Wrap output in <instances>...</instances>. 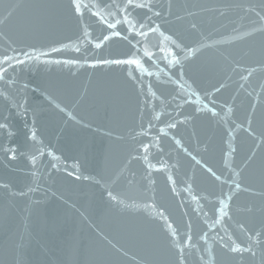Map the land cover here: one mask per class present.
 <instances>
[{
	"label": "water",
	"instance_id": "obj_1",
	"mask_svg": "<svg viewBox=\"0 0 264 264\" xmlns=\"http://www.w3.org/2000/svg\"><path fill=\"white\" fill-rule=\"evenodd\" d=\"M136 2L0 0V264H264V0Z\"/></svg>",
	"mask_w": 264,
	"mask_h": 264
},
{
	"label": "snow or ice",
	"instance_id": "obj_2",
	"mask_svg": "<svg viewBox=\"0 0 264 264\" xmlns=\"http://www.w3.org/2000/svg\"><path fill=\"white\" fill-rule=\"evenodd\" d=\"M72 6L74 8V11L76 14L78 15H83V11L82 9H87L89 12H91V14L95 17H97L100 21H102L103 23H105L107 25V27L109 29H115L117 25H120V24H125V25H128V31L129 33H134L135 36H138V37H141V38H144L146 39L147 36L150 34V33H154V32H157L159 31V27L158 26H150V24L148 23H140L138 26L137 24L129 19V17L131 16V13L128 11L129 9H137V8H142V9H147L149 12H152V5L150 3H137L136 0H126V2L124 3L123 7H121L119 4H106L105 7L111 9L113 7L116 8V10L121 14V17L122 18H117L116 16V12H110L109 15H111L113 17V19L115 20V23H108V21H106L104 19V17L101 15V12L100 11H92L93 8H97L99 7L98 5L96 4H93V5H88V4H83L80 2V0H72ZM153 15L155 16H160V12H153ZM147 20L150 21V17H147L146 18ZM261 19H264V17H262ZM193 27H195V25H193ZM85 35H87V33H85ZM161 36H164V34L161 32L160 33ZM112 36H115V37H121V32L119 31H113L111 33V36L109 35H105L103 37V40L104 41H108L109 39H111ZM124 39H126L127 37H122ZM166 40H170L171 43L174 45V47L176 49H179L180 51H184V48L176 43L175 40H172V38L170 36H167V37H164ZM140 41H137V44H139ZM133 48H137V45H132ZM96 47L99 48L101 47V44H96ZM160 52H165V48L164 47H160ZM53 52H56L58 51V49H55L53 48L52 49ZM77 51H79V49H77ZM137 51H142L143 52V55L151 58L154 54L152 52H149L147 50V48H143V49H140V48H137ZM188 52H191V53H194L196 51V49H192V48H189L187 50ZM37 54V50L33 49L31 51V53L29 52H22V55L26 58V59H31L33 56H35ZM38 55H46V53H39ZM168 56H171V60H169V63L170 64H176V65H181V68H182V64H181V58L179 56L176 55V53L172 50V49H168L167 50V54L163 57H161V59H167ZM15 60V64L16 65H20V64H23L24 61L20 60L19 58L17 57H9V56H4L3 57V60L2 64H7L9 65V67H12V61ZM59 62V61H57ZM97 63H103V64H127V65H135L137 68H140L141 67V61L137 58H135V54H133L132 57L128 58V59H125V60H120V59H116V60H101V61H97ZM6 73V69H3L2 67H0V78H3V74ZM148 75H152L151 72L148 73ZM180 76H183V71H180L179 73ZM249 76H251V72L248 73ZM248 77H242V79H247ZM151 87V85H149V88ZM217 91H219V89H217ZM153 95H155V93H153ZM159 118V116H157V119ZM7 124H3V123H0V129H5L7 128ZM169 128H175L176 125L173 123V124H169L168 125ZM33 138H35V133L33 132ZM177 143H179V141H177ZM145 150H147V146H145ZM8 151H10L12 153V156L11 158H15V149H8ZM33 159V163H35V157L32 158ZM145 159H147V157H145ZM151 167V165H150ZM209 172H212V169L209 168L208 169ZM214 176H215V173L213 172L212 173ZM169 179H171V177H169ZM217 179H219V177H217ZM237 188L240 187L239 184L236 185ZM175 189L173 188V191ZM109 195L111 196V193H109ZM113 199H116V197H112ZM195 199V197H194ZM228 200H231L232 197L231 196H228L227 197ZM220 204L222 205H225V201L224 200H220L219 201ZM226 208H227V205H225L224 207H221L218 209V211L224 215V216H227V212H226ZM162 218L163 217V213L160 214ZM169 227H171V225H169ZM243 227V226H241ZM171 235L173 237H176V232L173 231L171 233ZM257 237H259L261 235L260 232H257L255 234ZM206 238V234H205V237ZM187 242L190 244L191 243V236H187ZM221 240H223V237H220ZM231 239V238H230ZM257 243H260L259 240L256 241ZM233 244L235 245V242L233 241ZM223 247H230L231 248V251L233 252H243V251H248V252H252V249L251 247H248V248H242L240 245H235V246H230L229 244L225 243L223 244ZM177 248L180 249L181 253L183 252V248L180 247L179 244H177ZM253 255H255V253H252ZM181 260H182V257H181Z\"/></svg>",
	"mask_w": 264,
	"mask_h": 264
}]
</instances>
